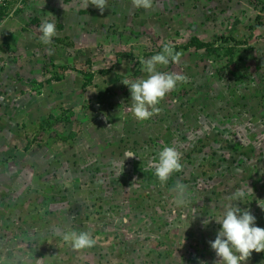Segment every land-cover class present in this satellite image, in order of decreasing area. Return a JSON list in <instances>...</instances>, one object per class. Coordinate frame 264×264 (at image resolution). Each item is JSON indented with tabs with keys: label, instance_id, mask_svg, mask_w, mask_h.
I'll list each match as a JSON object with an SVG mask.
<instances>
[{
	"label": "rangeland",
	"instance_id": "obj_1",
	"mask_svg": "<svg viewBox=\"0 0 264 264\" xmlns=\"http://www.w3.org/2000/svg\"><path fill=\"white\" fill-rule=\"evenodd\" d=\"M152 2L11 0L0 14V264H218L220 225L204 220L241 186L264 200V0ZM51 14L58 36L44 45ZM193 38L213 46L186 49ZM165 45L181 61L157 70L187 83L141 122L123 82L147 78ZM164 146L182 170L161 184L150 165ZM178 182L195 195L186 231ZM237 206L264 228L256 200ZM68 230L94 246L72 250Z\"/></svg>",
	"mask_w": 264,
	"mask_h": 264
},
{
	"label": "clouds",
	"instance_id": "obj_2",
	"mask_svg": "<svg viewBox=\"0 0 264 264\" xmlns=\"http://www.w3.org/2000/svg\"><path fill=\"white\" fill-rule=\"evenodd\" d=\"M132 4L137 9L150 10L153 7L152 0H132ZM91 5L103 12L107 6V0H91ZM55 19L52 15V19L45 18L39 25L38 31L41 34L39 39L44 45L53 44L54 38L58 36ZM180 61L181 54L172 46L165 45L160 53L143 62V70L147 73V78H141L132 83L123 82L131 93V107L128 111L135 119L141 122L150 120L158 114L157 106L161 101L175 91L180 84L187 83V77L184 75L157 70L158 65L167 66L170 62L178 64ZM124 157L127 160L137 155L132 151H126ZM150 167L154 168V174L159 182L165 184L173 173L182 170L181 155L175 147L164 146L158 153V161ZM173 191L175 198L172 203L179 209L187 210L180 217L186 222L184 224L186 231L197 215V209L193 207L195 195L188 190L185 184L179 182ZM249 198L253 199L249 200ZM227 200L229 202L225 204L222 215L208 218L203 222L205 227L212 220L220 225V231L215 240L210 241V247L218 258V264H247L253 252L264 253V228L257 226V219L252 212L238 207L237 202L247 204L256 200L257 205L264 210V200L257 199L254 190L248 184L239 187L227 197ZM188 211L192 214L190 222ZM58 235L74 251L85 250L95 244L91 234L85 231L68 230ZM40 261L42 264L43 259Z\"/></svg>",
	"mask_w": 264,
	"mask_h": 264
},
{
	"label": "trees",
	"instance_id": "obj_3",
	"mask_svg": "<svg viewBox=\"0 0 264 264\" xmlns=\"http://www.w3.org/2000/svg\"><path fill=\"white\" fill-rule=\"evenodd\" d=\"M71 0H65V2H70ZM236 42V41H234ZM213 46V43H205L198 38H193L189 41V43L185 46L186 49L195 48L197 50H209Z\"/></svg>",
	"mask_w": 264,
	"mask_h": 264
},
{
	"label": "built area",
	"instance_id": "obj_4",
	"mask_svg": "<svg viewBox=\"0 0 264 264\" xmlns=\"http://www.w3.org/2000/svg\"><path fill=\"white\" fill-rule=\"evenodd\" d=\"M10 2L11 0H0V14L5 11Z\"/></svg>",
	"mask_w": 264,
	"mask_h": 264
}]
</instances>
